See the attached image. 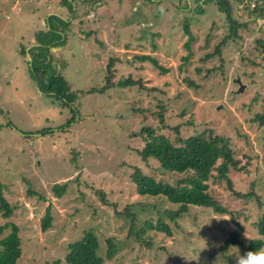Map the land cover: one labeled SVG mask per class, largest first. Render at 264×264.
Wrapping results in <instances>:
<instances>
[{
	"label": "rangeland",
	"instance_id": "rangeland-1",
	"mask_svg": "<svg viewBox=\"0 0 264 264\" xmlns=\"http://www.w3.org/2000/svg\"><path fill=\"white\" fill-rule=\"evenodd\" d=\"M35 1L38 8L25 7L32 0H0V29L7 25L9 36L20 32L21 18L1 22L10 5L18 4L16 13L30 8L39 15L48 13L47 4L53 8L63 4V0ZM90 1L97 5L65 0L69 22L60 21L66 39L59 43L66 58L53 62L49 70L66 78L74 104L65 105L55 94L39 89L26 61L17 64L22 71L18 79L29 91H23L21 98L15 94L13 80L5 73L14 41L0 32V182L14 208L8 218L0 209V226L12 222L19 227L18 264L57 260L67 264V245L89 228L99 237L104 264H224L227 259L219 253L220 245L237 230L243 244L226 253L234 257L243 251L258 236L255 223L264 212V125L253 121L264 110V0H258L257 10L248 0H230L231 16L241 25L236 35L227 13L215 2L203 1L200 11V0H139V6L135 0ZM36 19L40 25V17ZM55 19L51 18V28L37 33L39 40L59 36ZM186 23L194 35L189 48ZM57 51L51 47L49 52L55 58ZM142 54L155 57L166 70L139 60ZM108 75L113 86L104 90L111 83ZM129 78L137 83L119 85ZM159 100L166 107L168 125L160 132L171 140L177 136L175 127L183 136L212 129L228 137L237 159L242 165L249 161L251 170L231 168L233 186L240 193L254 194L248 198L233 194L214 171L210 193L227 213L192 206L177 223L164 216L172 235L148 230L139 239L135 233L147 220L156 222L165 210L179 205L162 195L138 194L131 178L134 166L173 184L187 175L163 171L155 159L142 161L137 153L142 141L131 137L144 125L161 126L155 113ZM73 115L75 120L61 127ZM56 183H67L61 197L54 193ZM48 206L53 221L44 231ZM11 231L10 225L0 238ZM109 239L117 248L111 259ZM148 241L154 246L148 247Z\"/></svg>",
	"mask_w": 264,
	"mask_h": 264
},
{
	"label": "trees",
	"instance_id": "trees-1",
	"mask_svg": "<svg viewBox=\"0 0 264 264\" xmlns=\"http://www.w3.org/2000/svg\"><path fill=\"white\" fill-rule=\"evenodd\" d=\"M208 1L215 2L219 7V10L227 13L228 18L232 23L231 33L236 35L241 25L237 24L236 20L231 16V1L207 0V2ZM89 2H93L92 5L94 6L97 5L94 1L89 0ZM246 6L249 5L246 4ZM256 6L258 5L256 4ZM256 6L255 10L258 9ZM198 9H200V11L204 10L202 5H198ZM185 30L186 33L189 34V38L186 41V45L189 48V45L194 39V35L191 32L188 23L185 24ZM60 38L61 34H59L57 38L52 39L49 37H43V39L40 40L43 45L36 47L37 52L33 55L32 74L34 77L38 78L37 80L39 81L40 89L43 92L55 94L63 101V104L71 105L74 104L75 94L72 92L70 84L63 75L58 74L55 70L54 73H50L49 70L52 69V62H47V54L49 53L48 46H54L53 44H56V40ZM210 56L211 55H207V57ZM137 58L141 61H151L154 65L163 69V71L166 70L158 63L155 57L149 54L138 55ZM39 74H42V76H39ZM45 75L49 76L46 78ZM106 79L108 81L111 80V83L103 87L102 89L104 90L113 86L112 75H108ZM136 83L135 80L129 78L126 82L119 83V85L133 86ZM140 87L148 88L143 84H140ZM158 108L159 110L155 113L160 117V121L162 122L161 126L144 125L140 130L131 133L132 138H137L142 141V147L137 148V153L141 156L142 161L147 162L149 159H155L158 161L163 171L186 173L187 175L186 177L179 179L176 184H173L169 181L160 180L151 174L144 173L140 166H134L131 178L136 185V191L138 194L150 196L162 195L167 197L172 203L179 205L175 210H165L163 216L159 217L156 222L147 220L145 225L135 233L139 239L140 236L144 235L148 230H158L167 235H172V226L164 219V216L168 217L171 222L177 223L178 219L190 213V208L192 206L210 208L222 214L227 213V208L210 193L209 180L214 171L217 172L218 177L225 179L228 182L233 194L246 198L250 197L252 193L254 194V192H249L247 194L240 193V191L236 190L233 186V179L229 176L231 168L247 173H250L251 170L247 167L250 163L249 161L247 164L242 165V160L237 159L228 137L215 134L212 129L183 136L179 127H175L177 136L175 139L171 140L168 135L160 132L161 128L168 127V125L164 123V112L166 111V107L162 100H159ZM74 120L75 115H73V117L61 127L70 124ZM253 121L259 122L260 125H264V110L257 113L255 117H253ZM3 188L4 185L0 182V209L3 211V216L8 218L13 214L14 208L5 198ZM66 188L67 183H56L53 186L54 193L59 197L63 195ZM29 193L33 192L29 191ZM98 193H101V196L105 199L104 193L100 189ZM103 201L107 202L106 200ZM50 209V206H48L46 215L42 221V229L44 231L52 226L53 216ZM125 213L129 214V209H126ZM10 225L12 226V231L6 236L0 238V264H18V260L22 255L21 237L19 235V227L16 224L8 222L1 225L0 236L3 234L4 229ZM255 225L258 236L251 239L249 244L244 247L243 251L258 250L264 247V212L260 215ZM133 230L132 227L131 231L133 232ZM146 244L148 247L154 246L152 241H148ZM242 244L243 242L240 239V232L237 230L231 231L230 235L219 247V253L227 259L224 264H234V257L227 254L226 251L233 245ZM99 248L100 241L95 231L92 228L86 229L81 238L72 241L67 245V253L65 256L66 263L104 264L105 257L99 254ZM116 252L117 248L114 241L109 239L107 258H113ZM54 264H61V262L60 260H57Z\"/></svg>",
	"mask_w": 264,
	"mask_h": 264
},
{
	"label": "crops",
	"instance_id": "crops-1",
	"mask_svg": "<svg viewBox=\"0 0 264 264\" xmlns=\"http://www.w3.org/2000/svg\"><path fill=\"white\" fill-rule=\"evenodd\" d=\"M58 1V0H57ZM56 3H59V1ZM75 0H72V2H74ZM123 0H121V4H123L122 2ZM141 1V0H140ZM139 0H135L134 4H137L139 6L140 3ZM179 1V0H178ZM181 1V0H180ZM203 1H207V0H200L201 3H199V5H202V7H205L204 4H202ZM208 2H212V1H208ZM178 4H181L180 2ZM18 4H14L13 6L10 5V7L6 8V10H4V15L1 17L2 20L1 22H4V20H11L13 18H21L19 22L20 23V32L19 34H15V35H11L9 36L8 33H6L7 31V25L2 29H0L2 32V35L5 34L7 36V38H11L14 43H12V47L14 46L15 49L11 54L10 58H13L12 60H9L10 64V69L5 71L6 74H8L9 76H11L12 78V83L13 85H11L13 88V92L15 94H19L20 93V98L23 97L22 93L24 92H28L29 90L27 88L24 89L23 87V83L19 82V74L21 69L19 68V66L17 64H22V62H28L30 64V71L32 72V63H33V58H34V53L37 52L36 47L42 46L43 44L40 42V40L38 39V32H44L46 31L48 28H51V18L55 17V21L56 22V30L58 32V34L61 33L62 37L58 40H56V47L49 45V51L50 48L53 47V51L54 49H58L55 58L53 57L54 55L51 54L50 52L47 54L48 59L47 62L51 61L52 63L54 62V64H57L60 60H63L61 58H66L64 57V52L65 50H63L64 46L61 45L59 42L61 40H65L66 36L63 33V30L61 29V22L60 21H64V22H69L67 20V16H65L64 13H66V10L70 7H68L65 3V0H63V4L61 3L59 6L57 5L56 7H50L47 4V11L48 13L46 14V11L41 12L38 14H35L37 9H30V8H26L27 11L25 10H18V13H16L17 9H19L18 7H16ZM37 6L36 8H38V4L35 0H32V3H27V5L25 7H29L31 6ZM68 7V8H67ZM71 8L75 11L78 9V6L75 4L74 8L71 6ZM24 11V12H23ZM18 14H21L22 16H18ZM36 16L40 17L41 20V24L39 25L37 22H39L36 19ZM42 16V17H41ZM59 20H58V19ZM45 19V20H44ZM19 21V20H18ZM46 24V28L44 29L43 24ZM60 29H59V27ZM68 27V26H67ZM40 30V31H38ZM25 33H27V36H25ZM65 36V37H64ZM4 37V36H3ZM59 46V47H58ZM3 47H6L5 45H3ZM64 51V52H63ZM54 59V60H53ZM19 61V63H18ZM22 72V71H21ZM60 74V72H59ZM62 75V74H61ZM66 79V78H65ZM38 88L40 89V87L38 86Z\"/></svg>",
	"mask_w": 264,
	"mask_h": 264
},
{
	"label": "clouds",
	"instance_id": "clouds-1",
	"mask_svg": "<svg viewBox=\"0 0 264 264\" xmlns=\"http://www.w3.org/2000/svg\"><path fill=\"white\" fill-rule=\"evenodd\" d=\"M234 264H264V248L238 252L234 255Z\"/></svg>",
	"mask_w": 264,
	"mask_h": 264
},
{
	"label": "built area",
	"instance_id": "built-area-1",
	"mask_svg": "<svg viewBox=\"0 0 264 264\" xmlns=\"http://www.w3.org/2000/svg\"><path fill=\"white\" fill-rule=\"evenodd\" d=\"M249 2L252 4L253 7H255L257 4V0H249Z\"/></svg>",
	"mask_w": 264,
	"mask_h": 264
}]
</instances>
